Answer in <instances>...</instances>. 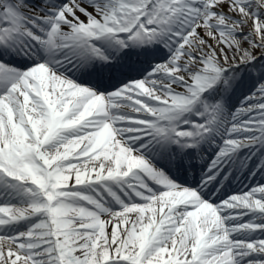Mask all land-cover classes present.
<instances>
[{"label": "snow or ice", "instance_id": "obj_1", "mask_svg": "<svg viewBox=\"0 0 264 264\" xmlns=\"http://www.w3.org/2000/svg\"><path fill=\"white\" fill-rule=\"evenodd\" d=\"M240 173L264 0H0V264H264Z\"/></svg>", "mask_w": 264, "mask_h": 264}, {"label": "bare ground", "instance_id": "obj_2", "mask_svg": "<svg viewBox=\"0 0 264 264\" xmlns=\"http://www.w3.org/2000/svg\"><path fill=\"white\" fill-rule=\"evenodd\" d=\"M232 104H238L239 102H238V100H231L230 101ZM238 175H240V179H242V182H244V181H246L247 179H245V176H244V174L243 173H240V174H238ZM261 177V174H259L258 176H256V178H260Z\"/></svg>", "mask_w": 264, "mask_h": 264}, {"label": "rangeland", "instance_id": "obj_3", "mask_svg": "<svg viewBox=\"0 0 264 264\" xmlns=\"http://www.w3.org/2000/svg\"><path fill=\"white\" fill-rule=\"evenodd\" d=\"M246 94V93H245ZM234 97L236 96L237 97V100H240V99H242V96L239 94V93H237L236 95H233ZM249 183H252L251 181H249V182H247L246 184H249ZM245 184V185H246ZM228 194H230V193H228Z\"/></svg>", "mask_w": 264, "mask_h": 264}]
</instances>
